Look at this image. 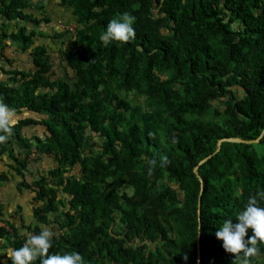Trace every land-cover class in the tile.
<instances>
[{
	"label": "trees",
	"instance_id": "1",
	"mask_svg": "<svg viewBox=\"0 0 264 264\" xmlns=\"http://www.w3.org/2000/svg\"><path fill=\"white\" fill-rule=\"evenodd\" d=\"M57 1L74 30L30 29L52 20L45 0L40 17L32 0L0 5V100L17 121L0 144V183L31 195L28 216L0 200V264L45 228L50 254L84 264H197L199 231L200 264H239L215 232L264 191V136L223 142L199 166L203 183L194 168L219 139L264 129V0ZM125 11L135 39L105 45ZM52 37L54 48L41 40ZM44 156L52 164L33 170ZM257 246L251 264H264Z\"/></svg>",
	"mask_w": 264,
	"mask_h": 264
},
{
	"label": "clouds",
	"instance_id": "2",
	"mask_svg": "<svg viewBox=\"0 0 264 264\" xmlns=\"http://www.w3.org/2000/svg\"><path fill=\"white\" fill-rule=\"evenodd\" d=\"M135 20L136 17L127 11L119 14L109 21L100 40L107 45L111 41L127 43L135 39ZM16 123L15 111L0 100V144L6 143L11 137ZM168 163V157L162 155L159 166L165 167ZM148 165L147 174L151 176L157 165L156 159L149 160ZM261 201H264V191L250 195L244 209L235 217L238 222L233 223L232 218H225L215 232L216 238L223 242L224 251L234 254L233 261H239V264H251V258L260 251L257 245H264V207L260 206ZM248 229L252 230L253 235L246 240ZM53 235L50 229L45 228L39 235L29 236L22 247L9 249L7 257L11 264H34L37 260L39 264H84V258L79 252L50 254ZM183 259L187 261L188 255L184 254Z\"/></svg>",
	"mask_w": 264,
	"mask_h": 264
},
{
	"label": "crops",
	"instance_id": "3",
	"mask_svg": "<svg viewBox=\"0 0 264 264\" xmlns=\"http://www.w3.org/2000/svg\"><path fill=\"white\" fill-rule=\"evenodd\" d=\"M52 0H45V4L47 5V6H45V5H43L44 6V11H47L49 8H52V6H53V9L56 7V6H58L59 8H62V12H66L67 14H71L70 13V11H71V8L69 9V8H66V7H64V6H61L59 3H58V1L57 0H54V1H52ZM3 2V0H0V5H1V3ZM32 4H33V7L35 8V9H37V12L38 13H41V5L40 4H42L41 3V0H32ZM65 9V10H64ZM64 10V11H63ZM48 13V12H47ZM49 14V13H48ZM40 17V16H39ZM61 17H63V15H60V17L58 18L57 17V19H56V24H57V26L59 27V31L60 30H62L63 29V27H62V25L61 24H58V22H59V20H63V18H61ZM58 21V22H57ZM54 23V22H53ZM3 23H2V21L0 20V32L2 31V29H3V25H2ZM4 24H9V26H11V28H14V25L15 24H17V23H15V21H12V22H10L9 23V21L8 20H6L5 22H4ZM44 26V25H43ZM33 29V28H32ZM31 29V30H32ZM39 38V36L37 37V39ZM40 40V38L38 39V41ZM6 51L8 52V54H12L17 60H18V64H19V66L21 67V68H24V67H26V60H27V55L24 53V54H22L21 52H17V50H15L14 49V47L13 46H7L6 47ZM14 51H15V53H14ZM30 113L29 112H27V111H25V112H23V115L24 116H27V115H29ZM52 164V161H50L47 157H43V159L40 161V162H38V163H35V165L33 166V170L35 169V170H37V169H45V168H48L50 165ZM14 183H9V184H1L0 183V200L2 201V202H4V203H8V204H10L12 207H14L15 208V206H17L18 204H19V202L18 203H16L15 202V200L14 201H11V202H9L8 200L10 199V197H9V190L8 189H12V186H13V189H14V185H13ZM17 196H22L24 193H21L20 195H18V193L16 192V190L14 189V191H13ZM26 193V192H25ZM26 198V197H25ZM28 203L31 205V203H30V201H28ZM19 205H21V204H19ZM22 206V205H21ZM23 207V206H22ZM30 207V206H29ZM31 208V207H30ZM29 208V209H30Z\"/></svg>",
	"mask_w": 264,
	"mask_h": 264
},
{
	"label": "rangeland",
	"instance_id": "4",
	"mask_svg": "<svg viewBox=\"0 0 264 264\" xmlns=\"http://www.w3.org/2000/svg\"><path fill=\"white\" fill-rule=\"evenodd\" d=\"M45 6H47V5H45ZM61 10H62V8H59L58 6H56L54 9H53V6H52V8H49L47 10V12L51 16L52 20L49 23H45L44 22L43 23L44 26L43 25L42 26H39V25H36L35 24V25L31 26L30 29L33 28L35 30H38V29L40 30V29L43 28L48 34H53L54 31L55 32L59 31L58 30L59 27L56 24V19H57V17L59 18L60 15H63V17H61V18H63V20H61L62 23H60V20H59V22L57 21L58 24H65L67 26H74L75 25V22L73 21V19L71 17V14L69 15L66 12H62ZM37 14H38V16H41L42 15V13H38V12H37ZM41 40L44 41V42H47L51 46V48H54L57 45L56 41L57 42L59 41V39H57L55 37L54 38L53 37L52 38H41ZM60 73H61V70L58 69V74H60ZM8 190H9V197H10V199L8 201L11 202V201H14L15 200L16 203L19 202V204H21L23 206L24 211L27 213V216H28V213L30 211L29 208L31 207V205L28 203V201H31V195L26 192L22 196H17L13 192L14 191L13 186H12V189H8ZM0 248H4V249H1L2 251L7 249L6 247H4V244L3 243L1 244V247Z\"/></svg>",
	"mask_w": 264,
	"mask_h": 264
},
{
	"label": "water",
	"instance_id": "5",
	"mask_svg": "<svg viewBox=\"0 0 264 264\" xmlns=\"http://www.w3.org/2000/svg\"><path fill=\"white\" fill-rule=\"evenodd\" d=\"M263 136H264V129L261 132L260 136L258 138H256V139H245V138H242V137H239V136H228V137H223V138L219 139L216 150L212 154H210V155L204 157L203 159H201L199 164L197 166H195L194 172L199 177L200 181L203 183V178L201 177L200 172H199V166L202 165L203 163H205L215 153L219 152L221 150L223 142L232 141V142L253 143V142H259L260 139ZM200 207H201V202L199 201V210H198L199 214H200ZM199 221H200V225H199V229H200L201 228V219H199ZM200 236H201V234H200V231H199V236H198V264H200V262H201V242H200L201 239H200Z\"/></svg>",
	"mask_w": 264,
	"mask_h": 264
},
{
	"label": "built area",
	"instance_id": "6",
	"mask_svg": "<svg viewBox=\"0 0 264 264\" xmlns=\"http://www.w3.org/2000/svg\"><path fill=\"white\" fill-rule=\"evenodd\" d=\"M60 23H62L61 20H60ZM61 25L63 28L70 29V30H74V28H75V25L74 26H67L65 24H61Z\"/></svg>",
	"mask_w": 264,
	"mask_h": 264
}]
</instances>
